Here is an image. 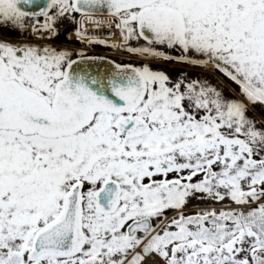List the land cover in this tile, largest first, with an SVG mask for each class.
<instances>
[{"label": "snow or ice", "instance_id": "obj_1", "mask_svg": "<svg viewBox=\"0 0 264 264\" xmlns=\"http://www.w3.org/2000/svg\"><path fill=\"white\" fill-rule=\"evenodd\" d=\"M0 28V264H264V0H0Z\"/></svg>", "mask_w": 264, "mask_h": 264}, {"label": "flooded vegetation", "instance_id": "obj_2", "mask_svg": "<svg viewBox=\"0 0 264 264\" xmlns=\"http://www.w3.org/2000/svg\"><path fill=\"white\" fill-rule=\"evenodd\" d=\"M35 2L43 5L45 3V0H35ZM58 27L60 28V34L54 40H52L51 43L57 47L79 48L80 42L77 40V37L75 35V26L70 21H66L58 25ZM0 32L7 33V30L0 28ZM117 49L118 48H112L106 44H85L84 53L86 56L90 57H102L103 60L98 61L101 66L109 64L113 61L115 63L131 64H136L139 62V58H137V56H135L134 54L128 53L126 49L120 48V51L118 52ZM73 59H75V57H73ZM151 63L154 66L159 67L161 70H166L172 76H174V74L171 72L172 69L178 68L176 66V63H171L172 66L170 64L164 63L163 61H152Z\"/></svg>", "mask_w": 264, "mask_h": 264}, {"label": "rangeland", "instance_id": "obj_3", "mask_svg": "<svg viewBox=\"0 0 264 264\" xmlns=\"http://www.w3.org/2000/svg\"><path fill=\"white\" fill-rule=\"evenodd\" d=\"M120 51V48L117 49V52ZM118 54V53H117ZM124 55V54H122ZM120 55V56H122ZM138 58V57H137ZM172 66V64H170ZM174 66V65H173ZM176 66L178 67L177 69H172V73L174 74V77H178L179 76V72L181 70L187 71L189 74H198L202 77H208L209 73L203 69H199V68H193V69H183V66L176 64ZM220 79L219 75L216 78H213L212 82L216 83L218 80ZM225 88V94H228L230 92V89L226 86V85H221ZM264 112V108L261 107V105L259 103H256L254 108L252 106H250L249 108V116H253L255 115L257 117V119H260V115L261 113Z\"/></svg>", "mask_w": 264, "mask_h": 264}, {"label": "bare ground", "instance_id": "obj_4", "mask_svg": "<svg viewBox=\"0 0 264 264\" xmlns=\"http://www.w3.org/2000/svg\"><path fill=\"white\" fill-rule=\"evenodd\" d=\"M89 28L94 34L100 36L103 39L111 40L112 42H117L119 39L118 34L114 36H110L109 31L106 27H102L98 29H91V26H89Z\"/></svg>", "mask_w": 264, "mask_h": 264}]
</instances>
